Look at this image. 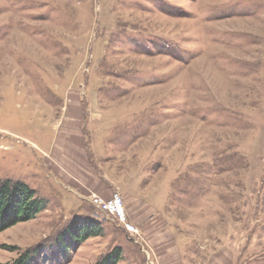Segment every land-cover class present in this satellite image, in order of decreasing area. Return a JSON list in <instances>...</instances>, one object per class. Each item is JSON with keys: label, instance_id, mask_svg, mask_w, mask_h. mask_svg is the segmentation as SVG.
<instances>
[{"label": "rangeland", "instance_id": "1", "mask_svg": "<svg viewBox=\"0 0 264 264\" xmlns=\"http://www.w3.org/2000/svg\"><path fill=\"white\" fill-rule=\"evenodd\" d=\"M0 179V264H264V0H0Z\"/></svg>", "mask_w": 264, "mask_h": 264}, {"label": "trees", "instance_id": "2", "mask_svg": "<svg viewBox=\"0 0 264 264\" xmlns=\"http://www.w3.org/2000/svg\"><path fill=\"white\" fill-rule=\"evenodd\" d=\"M44 206L45 202L36 196L35 190L29 185L20 181L0 179V232L19 222L34 219ZM91 225H96V230L91 229ZM101 234L102 229L92 220L77 231V235H82L83 239ZM30 255L31 253H25L15 261L5 264H29ZM121 258V248L115 247L96 264H118Z\"/></svg>", "mask_w": 264, "mask_h": 264}, {"label": "built area", "instance_id": "3", "mask_svg": "<svg viewBox=\"0 0 264 264\" xmlns=\"http://www.w3.org/2000/svg\"><path fill=\"white\" fill-rule=\"evenodd\" d=\"M96 202L98 203V205H102V200H96ZM104 206L103 207V210L104 211H108L110 212L111 214L117 216L118 218H121L122 220H124V209H123V206H122V200L120 198L119 195H116L112 200H110L109 202H106V203H103ZM129 227V226H127ZM128 230H131V231H134L135 228H128Z\"/></svg>", "mask_w": 264, "mask_h": 264}]
</instances>
